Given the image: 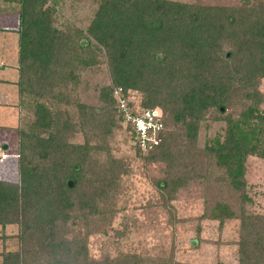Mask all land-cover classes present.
Masks as SVG:
<instances>
[{
  "label": "trees",
  "instance_id": "1",
  "mask_svg": "<svg viewBox=\"0 0 264 264\" xmlns=\"http://www.w3.org/2000/svg\"><path fill=\"white\" fill-rule=\"evenodd\" d=\"M254 1L209 7L99 0L84 33L70 38L53 27V10L45 0H19L14 85L18 107L29 99L32 117L25 130H16L17 182L0 181V228L15 226L17 243L13 251L2 249L0 264H172L170 258L118 255L95 261L88 255L87 238L93 233L87 221L100 216L98 205L110 189L117 190V174L84 177V159L94 146L83 129L93 121L107 134L114 116L132 136L118 108V88L125 101L129 92L140 93L137 106L161 114L159 144L146 153L134 147L145 165L163 166L151 181L161 205L171 211L166 204L177 188L205 181L214 170L217 183L234 193L236 206L215 202L204 208L202 218L220 225L237 220V264H264V216L245 211L243 167L247 156L264 161V115L258 109L264 0ZM98 58L110 79V86L98 88L99 106L69 101L67 87L76 88L80 71L97 66ZM44 97L50 107L40 101ZM60 102L69 109L56 108ZM211 110L218 115L211 120L225 123L223 139L198 148L199 125ZM76 129L84 134L82 145L67 141L66 133ZM68 225L80 229L68 237Z\"/></svg>",
  "mask_w": 264,
  "mask_h": 264
},
{
  "label": "rangeland",
  "instance_id": "2",
  "mask_svg": "<svg viewBox=\"0 0 264 264\" xmlns=\"http://www.w3.org/2000/svg\"><path fill=\"white\" fill-rule=\"evenodd\" d=\"M169 1L209 7H237L242 3V0ZM1 2L8 10L3 8V11H0V28L11 26L7 30L11 34L7 36L5 43H0V59L3 64L10 65L8 69L14 71L16 66L12 63L16 61L15 29L19 0H0ZM98 2L99 0H45V5L53 10V27L71 38L78 31L84 33ZM4 20L9 24H4ZM98 61L97 66L80 71V81L76 88L67 87L65 93L69 94V101L93 108L99 106L98 88L110 86V79L102 58H98ZM7 72L8 77H11V72ZM12 84L6 83V89L2 93L7 96L0 98V181L10 184L16 183L18 178L19 138L16 130H25L26 122L32 117V103L29 99L24 100V104L19 108L16 90L11 93ZM60 89L61 87L59 91ZM258 92L262 99L258 109L260 114L264 115V78L260 80ZM10 94H13V97H9ZM45 97L40 101L50 107L48 100H44ZM140 98V93L129 92L127 101L137 106ZM62 104L60 102L56 108L62 111L66 108ZM95 111L97 113L98 109ZM229 112L224 111L225 114ZM70 114L74 117L73 109H70ZM217 116L211 110L200 123L196 143L198 148H202L204 144L208 145L214 138L223 139L225 123L211 120ZM231 117L236 120L238 116L231 113ZM113 118V126L107 134L93 121L83 129L88 136L89 146H94L84 159L87 171L84 177L89 180L93 177L92 174H96L111 179L107 172L112 173V176L114 172L117 174V190L110 189L106 200L98 205L100 216L92 215L87 221L88 228L93 233L86 243L89 257L99 261L105 256L110 260L118 255H132L147 260L170 258L172 264H237L235 243L238 221L227 220L220 225L217 221L202 218L204 208L213 206L215 202L236 206L234 193L232 196L227 191V186L217 183L218 173L212 170L207 180H192L177 188L172 199L166 204L171 210L168 212L165 206L161 205L162 201L151 182L161 175L163 166L145 165L143 157L136 155L131 134L121 122L114 116ZM66 135L68 143L83 144L84 134L79 129L68 131ZM28 156H32L31 152ZM243 167L245 194L248 199L245 211L264 216V161L247 156ZM78 228V225H68V237L75 234ZM121 233L122 236L119 235ZM15 234V226H7L4 230L0 228V252L2 249H16L17 243L13 239Z\"/></svg>",
  "mask_w": 264,
  "mask_h": 264
},
{
  "label": "built area",
  "instance_id": "3",
  "mask_svg": "<svg viewBox=\"0 0 264 264\" xmlns=\"http://www.w3.org/2000/svg\"><path fill=\"white\" fill-rule=\"evenodd\" d=\"M114 94L117 95L118 108L124 122L132 128L134 147L141 153L151 151L159 144V135L163 130L160 112L140 109L132 103L128 107L127 101L122 96L120 97L119 88L114 90Z\"/></svg>",
  "mask_w": 264,
  "mask_h": 264
},
{
  "label": "crops",
  "instance_id": "4",
  "mask_svg": "<svg viewBox=\"0 0 264 264\" xmlns=\"http://www.w3.org/2000/svg\"><path fill=\"white\" fill-rule=\"evenodd\" d=\"M3 8L5 10L7 9V8H5V5L1 2L0 3V11H3L2 10ZM3 22H4V24H9V23H7L6 20H4ZM9 28H11V26L7 27V28L6 27L5 28H3V27L0 28V43H5L6 39H7V36L9 34H11V33L7 32V30H9ZM12 64H15V66H16V61H15V63H12ZM8 66H10V65L3 64L2 60L0 59V98L7 96V95L3 96L2 92L6 89L5 86H6V83H8V82H12L13 83L12 86H11V87H13V90H12L13 92H11V93H15V85H14V83L16 82V78H17V76H15L16 69H14L15 72L11 71L10 69L7 68ZM7 71L11 72V77H8L7 74H9V73ZM13 74H14V76H13ZM9 78H11V80ZM12 95L13 94H10L8 96L9 97H13Z\"/></svg>",
  "mask_w": 264,
  "mask_h": 264
},
{
  "label": "water",
  "instance_id": "5",
  "mask_svg": "<svg viewBox=\"0 0 264 264\" xmlns=\"http://www.w3.org/2000/svg\"><path fill=\"white\" fill-rule=\"evenodd\" d=\"M220 110H222V109H220ZM71 184H72L71 182H67L68 187H71Z\"/></svg>",
  "mask_w": 264,
  "mask_h": 264
}]
</instances>
